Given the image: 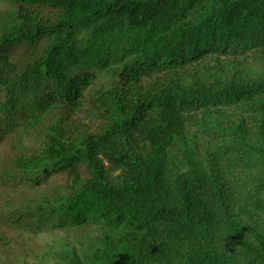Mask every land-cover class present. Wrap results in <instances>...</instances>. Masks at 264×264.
Returning <instances> with one entry per match:
<instances>
[{"label":"trees","instance_id":"trees-1","mask_svg":"<svg viewBox=\"0 0 264 264\" xmlns=\"http://www.w3.org/2000/svg\"><path fill=\"white\" fill-rule=\"evenodd\" d=\"M3 1L0 264H264V0Z\"/></svg>","mask_w":264,"mask_h":264},{"label":"rangeland","instance_id":"rangeland-1","mask_svg":"<svg viewBox=\"0 0 264 264\" xmlns=\"http://www.w3.org/2000/svg\"><path fill=\"white\" fill-rule=\"evenodd\" d=\"M4 6H5L4 1L0 0V9H2ZM50 238H52V236L50 234H43L42 236H40L39 241L40 242L49 241Z\"/></svg>","mask_w":264,"mask_h":264}]
</instances>
